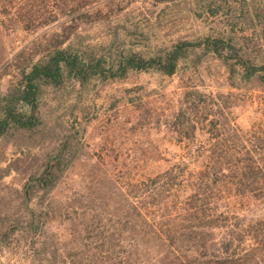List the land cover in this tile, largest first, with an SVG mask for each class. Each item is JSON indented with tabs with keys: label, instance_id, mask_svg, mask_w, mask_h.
<instances>
[{
	"label": "rangeland",
	"instance_id": "rangeland-1",
	"mask_svg": "<svg viewBox=\"0 0 264 264\" xmlns=\"http://www.w3.org/2000/svg\"><path fill=\"white\" fill-rule=\"evenodd\" d=\"M62 1L0 0V20L8 29L5 33L0 22V50L7 48L0 65V92L12 79L2 74L13 59L8 48L21 51L54 27L35 35L14 33L4 12L34 9L35 17L26 23L33 27L35 20L39 23L43 15L51 16ZM132 1L109 3L104 12L108 20L96 24V33H91L95 24L86 18L80 21L82 28L91 29L85 35L88 39L100 35L101 40L91 44L108 53L103 64L108 79L97 73L84 85L66 78L63 85L46 88L37 124L11 127L0 139V264H106L107 246L99 237L132 235L120 232L122 215L128 214L125 208L139 206L152 220L159 203L171 206L180 201L165 197L178 196L184 186L196 181L205 156L225 154L235 160L252 150L261 165L251 166L264 170L263 70L258 68L249 77L216 55L197 51L182 59L173 75L149 68L122 76L117 55L150 56L182 37H202L222 26L213 19L188 15L182 0ZM257 2L264 11V1ZM118 6L127 8L118 11ZM164 9L161 17L167 24L160 30L153 23ZM81 13L76 11L74 16ZM235 22L239 42L248 45V53L261 68L264 40L257 35L264 31V20L254 23L257 35H247L248 25L237 18ZM40 42L28 48L27 61L36 51L55 45L56 39L48 47L45 40ZM52 172L54 184L32 188L35 180L51 177ZM158 175L173 183L166 185L162 195L147 197ZM263 186V182L247 185ZM172 212L169 208L166 214ZM247 240L241 248H249Z\"/></svg>",
	"mask_w": 264,
	"mask_h": 264
},
{
	"label": "trees",
	"instance_id": "trees-1",
	"mask_svg": "<svg viewBox=\"0 0 264 264\" xmlns=\"http://www.w3.org/2000/svg\"><path fill=\"white\" fill-rule=\"evenodd\" d=\"M52 1L47 0L49 3ZM73 1L77 2L76 6L71 4V0L62 1L51 16L43 15L39 23L35 20L33 27L26 23L35 17L34 9L4 12V19L14 25L11 31L14 33L35 35L43 28L54 27L21 51L11 46L8 48L13 59L2 69V74L12 79L6 91L0 92V139L11 127L31 128L37 124V109L46 88L63 85L66 78H74L84 85L97 73L103 79H108L103 65L108 53L97 48L96 44H91L93 40H99L100 35L89 39L85 35L91 29V33L98 31L96 24L108 20L104 12L109 3L115 4L117 0ZM165 1L175 0H159ZM257 1L262 0H182L183 10L188 15L213 19V22L217 21L222 26L202 37H182L171 47L150 56L135 52L125 58L121 54L117 55L119 69L123 70L122 76L130 70L149 68L173 75L182 59L203 51L205 54L216 55L230 65L232 70L243 71L249 77H253L258 68L263 70L261 79L264 82V65L260 68L255 64L248 53V45L239 42L236 36V18L240 23L248 25L249 30L253 29L252 32L244 30L247 35H257L254 23L264 20V11ZM126 8L118 6V11ZM76 11L82 13L74 16ZM164 12L165 9L155 17L153 23L160 30L167 24L161 17ZM84 18L95 24L90 30L80 26ZM57 22L61 23L56 25ZM3 23L1 28L7 33L8 29ZM111 35L106 34L107 37ZM257 38L264 40V31ZM42 39L45 40V47L53 43L54 39L56 44L43 51H36L35 57L27 61L24 56L28 48L41 45ZM3 51L0 50V65L6 60L7 48L3 47ZM193 128L196 129V125ZM223 155L205 156L202 163L204 169L198 173L196 181L184 186L178 196L172 193L165 197H174L180 201L173 202L171 206L166 201L159 203L161 207L155 210L152 220L139 206L125 208L128 214L122 215L124 226L120 232L131 231L132 235L127 236L126 233L121 238L115 234L99 237L102 245L107 246L105 263L264 264V258H261L264 254V186L261 189L247 187L251 182L264 183V170L256 171L261 165L257 158L259 156L252 150H248L244 158L237 156L235 160H231L232 156ZM53 174L35 180L32 188L35 185L45 188L48 183L54 184L51 180ZM162 177L158 175L154 189L147 197L162 195L167 190L166 185L173 183ZM243 199H247L248 204H244ZM252 199L260 205L251 202ZM169 208L173 212L166 214ZM257 211L259 216L256 217L254 214ZM130 214L135 219L129 217ZM246 239L251 245L243 249L240 245L247 243ZM117 249H122L119 254L116 253Z\"/></svg>",
	"mask_w": 264,
	"mask_h": 264
}]
</instances>
